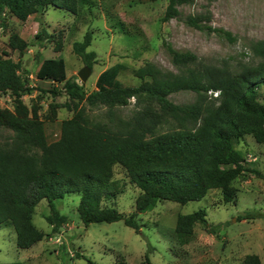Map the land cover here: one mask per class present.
<instances>
[{
	"label": "trees",
	"instance_id": "trees-1",
	"mask_svg": "<svg viewBox=\"0 0 264 264\" xmlns=\"http://www.w3.org/2000/svg\"><path fill=\"white\" fill-rule=\"evenodd\" d=\"M90 1L0 0V16L8 11L26 21L50 7L77 15ZM192 1L168 0L163 21L179 17V6ZM186 23L235 40L231 31L202 23L197 16H189ZM35 37L40 43L54 41V35L45 28ZM92 41L93 32L87 30L82 40L72 44L73 52L91 68L97 63V52L89 50ZM30 45L18 32H12L7 49L0 51V93H10L14 103V109L0 106V129L14 132L0 144V228H15L19 248H30L46 236L34 223L36 207L43 199L50 208L45 218L53 234L69 222L56 203L68 193L80 196L77 210L86 225L123 220L139 232L137 215L152 210L160 201L184 205L219 189L225 202H234L238 191L234 181L249 173L261 175L258 169L247 165L246 154L237 144L248 135L264 143V39L251 44L255 62L236 68L205 63L196 53L165 42L179 72L164 71L147 63L134 69V75L142 82L131 86L119 79L126 65L116 63L99 74L96 89L90 93L83 84L67 77L62 56L45 58L39 78L63 83L60 90L69 98L64 106L73 111L70 118L62 121L60 137L52 142L48 141L45 122L40 117V105L29 106L23 99L36 88L23 74L21 59L12 57L16 51L23 55ZM63 48L60 35L55 50L60 52ZM182 90L196 92L197 100L185 105L172 102L169 95ZM215 91H219L218 96H212ZM50 92L57 95L59 90L53 87ZM132 98L139 110L130 122L116 129L107 122L93 120L85 105L113 109L130 104ZM57 106L51 104L53 116ZM116 165L124 167L141 190L136 211L129 216L115 206L104 205V198L115 194L112 188L115 189ZM206 216L204 208L178 216L175 231L181 244L191 241L198 222L217 232ZM259 216L249 209L239 218ZM114 264L128 263L120 258ZM242 264L262 263L257 254H249Z\"/></svg>",
	"mask_w": 264,
	"mask_h": 264
},
{
	"label": "rangeland",
	"instance_id": "rangeland-1",
	"mask_svg": "<svg viewBox=\"0 0 264 264\" xmlns=\"http://www.w3.org/2000/svg\"><path fill=\"white\" fill-rule=\"evenodd\" d=\"M90 2L82 6L77 15L50 7L41 9L26 21L8 11L5 16H0V51L7 49L12 32H18L31 43L23 55L16 51L12 57L16 61L21 59L23 74L36 88L33 94H26L23 99L29 106L33 103L40 105L39 113L45 122L49 142L60 137L62 121L70 118L73 111L64 106L69 98L60 90L63 83L41 79L38 71L45 58L62 56L66 61L67 77L82 84L79 71L85 64L73 52L72 44L82 40L87 30L93 32L89 50L97 52V63L84 84L87 93L96 89L99 74L116 63L126 65L119 79L131 86L142 82L134 75V69L147 63L164 71L179 72L180 68L172 62L164 46L165 42L196 53L205 63L228 64L236 68L255 62L251 44L264 39V0H193L179 6L181 15L168 21L162 19L168 0ZM189 16H197L202 23L231 31L235 40L188 25ZM43 28L54 35V41L40 43L36 40L35 35ZM60 35L64 48L59 52L55 45ZM53 87L58 88L57 95L50 92ZM263 91L261 88L262 94ZM169 98L176 104L185 105L195 102L198 95L191 90H182L170 94ZM261 100L264 102L263 95ZM51 104L59 105L56 116L52 115ZM85 105L93 120L107 122L115 129L130 122L139 110L134 98L130 104L113 109ZM0 106L14 109L10 93H0ZM13 134L10 129L1 128L0 144ZM237 147L245 152L247 165L258 169L261 175L249 173L235 180L233 184L238 191L234 202H225L219 189H212L205 198L184 205L163 200L152 210L137 215L141 225L137 232L123 220L86 225L77 210L80 196L68 193L56 203L60 212L69 217V222L59 233L53 234L52 226L45 218L50 213L48 201L43 199L36 207L34 223L46 236L30 248H19L15 228L2 226L0 263L114 264L124 258L128 264H242L247 255L257 254L264 264V143H258L248 135ZM113 179L115 194L104 198V205L115 206L129 216L136 211L135 202L141 190L121 165L115 166ZM201 208L207 210L206 217L217 232L198 222L191 241L181 244L175 231L178 216ZM249 209L260 216L240 219L239 216Z\"/></svg>",
	"mask_w": 264,
	"mask_h": 264
},
{
	"label": "water",
	"instance_id": "water-1",
	"mask_svg": "<svg viewBox=\"0 0 264 264\" xmlns=\"http://www.w3.org/2000/svg\"><path fill=\"white\" fill-rule=\"evenodd\" d=\"M91 73H92V68L89 65H85L79 71V77H80L83 85L86 83V81L88 80Z\"/></svg>",
	"mask_w": 264,
	"mask_h": 264
},
{
	"label": "built area",
	"instance_id": "built-area-1",
	"mask_svg": "<svg viewBox=\"0 0 264 264\" xmlns=\"http://www.w3.org/2000/svg\"><path fill=\"white\" fill-rule=\"evenodd\" d=\"M213 94H214V96H218L219 91H215V92H213Z\"/></svg>",
	"mask_w": 264,
	"mask_h": 264
}]
</instances>
